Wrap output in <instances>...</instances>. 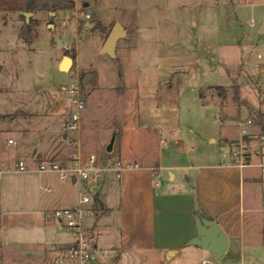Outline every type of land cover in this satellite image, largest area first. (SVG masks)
<instances>
[{"label":"rangeland","instance_id":"1","mask_svg":"<svg viewBox=\"0 0 264 264\" xmlns=\"http://www.w3.org/2000/svg\"><path fill=\"white\" fill-rule=\"evenodd\" d=\"M77 2L95 11L105 23L119 21L129 29L128 35L120 37L116 57L101 51L99 27L77 29L71 10L67 15L60 12L55 26L43 24L31 49L20 38L13 14L6 23L0 21V113L10 114L0 120V146L9 141L8 137L28 135L21 128L29 125L35 136L43 132L59 137L65 132L76 135L75 130L68 128L73 104L64 85L75 77L82 81L86 73L94 70L100 76V91H96L98 82L94 75L83 88L86 106L82 116V123L86 120L84 127H99V138L88 141L87 152L96 153L99 174L72 185L76 197L87 189L91 202L100 205L94 195L100 190L97 180H103L107 172H111L114 181L118 178L115 161L120 158V133L110 126L113 116L128 114L133 120L140 118L150 124V139L163 150L165 163L156 178L164 181L170 177V170L178 175V165L187 162L194 152L211 150L214 145L210 138L218 139L225 126L238 130L233 120L247 114L242 105H258L264 85V1ZM36 16L39 23L43 21L42 13ZM75 16L86 18L79 10ZM75 48L79 67L74 62L69 72L61 70L60 55L63 51L74 52ZM234 80L239 83V100L234 98ZM121 86H128L129 91ZM19 108L34 114H15ZM47 125V131L41 129ZM161 132L167 134L166 143L160 141ZM113 136L109 164L103 165L102 158ZM13 147L20 149V143ZM106 184L101 189H109ZM114 187L115 184L110 186L113 193ZM253 193L264 241L263 180H259ZM14 255L11 262L5 259V263L22 264ZM253 256L247 250L244 264H264V258L257 262Z\"/></svg>","mask_w":264,"mask_h":264},{"label":"crops","instance_id":"2","mask_svg":"<svg viewBox=\"0 0 264 264\" xmlns=\"http://www.w3.org/2000/svg\"><path fill=\"white\" fill-rule=\"evenodd\" d=\"M74 1L75 8L71 10L74 13L70 16L75 17L78 30L79 19L83 17L75 16L77 10L80 13L89 12L92 18H99L111 30L115 21L105 23L95 11ZM54 12H32L31 16L36 18L37 14L42 13L43 21L36 27L38 32L43 24L55 26L57 15L60 12L67 15L68 10ZM12 14L18 23L20 36L23 19L19 12L9 13L6 21H0L6 23ZM84 19L87 21L91 18ZM126 31L128 35L129 29L126 28ZM106 37L102 32V52ZM35 41L28 44L29 48L34 47ZM119 41L120 38L117 40L116 55ZM64 54L68 53L63 51L59 63ZM77 60L75 56L76 65ZM94 76L97 78L98 92L102 83L96 71ZM120 88L129 91L128 86ZM241 107L246 109L247 114L251 112L249 106ZM17 112L24 116L34 114L23 108L17 109ZM113 117L110 126L120 133V159L138 165L124 168L115 181L111 172H107L103 180L99 178L97 186H100V190L94 195L100 205L91 200L85 205L93 209L92 214L85 215L84 224L91 228L94 243L111 248L114 253L101 264H244L247 250L254 254L253 260L263 262V233L259 231L258 208L254 205L253 192L259 180L264 183V177L256 164L240 171L236 166L224 163L227 159L224 155L226 142L236 137L239 129L233 131L230 126H225L218 139L210 138L214 145L211 150L194 152L187 162L178 165V175L170 170V177L161 181L156 177L165 167L163 150H159L150 139V124L140 118L133 120L128 114ZM241 117L239 115L233 120L234 123ZM14 120L18 118L14 117ZM85 121L76 135L65 132L60 137L49 132L31 135L33 127L24 126L21 129L27 130L28 135L19 134L15 139L8 137V140L12 138L14 141L4 142L0 146V264H6L5 259L11 262L12 254H15L14 258L17 254L15 260L22 261V264H53L56 252L76 241V233L52 212L61 205L79 202L81 194L79 192L77 197L73 195L72 185L80 180L62 178L53 170H39L38 164L44 159L53 158L62 165H69L74 139L80 141V152L85 161L90 150L89 140L99 138V127L94 124L84 127ZM225 123L230 125L229 121ZM48 126L41 129L47 131ZM162 133L167 136L166 132H161L160 136ZM16 142L20 143V149L13 147ZM20 159L28 163L27 170L16 168ZM157 180L159 184H156ZM103 183H107L109 189H101ZM113 184L114 193L110 189ZM196 211L204 217L212 216L226 232L228 243L222 256L217 257L208 247L191 242L198 234Z\"/></svg>","mask_w":264,"mask_h":264},{"label":"built area","instance_id":"3","mask_svg":"<svg viewBox=\"0 0 264 264\" xmlns=\"http://www.w3.org/2000/svg\"><path fill=\"white\" fill-rule=\"evenodd\" d=\"M86 18H91L89 12H84ZM64 89L70 96L73 108L71 109L68 128L79 132L82 129V115L86 106V100L83 96L82 81L79 77L71 79ZM251 112L235 123L239 127L238 135L226 142L227 150L224 152L226 160L224 163L236 166L240 171L246 167L256 164L264 177V85L259 92V103ZM9 138V142H13ZM161 142L166 143V135L161 134ZM73 149L70 151V164L62 165L53 158L42 160L38 164L39 170L57 171L62 178L67 176L74 177L84 182L99 174V167L96 166L97 155L94 152L88 154L87 159L83 161L80 150V141L73 140ZM255 160V161H254ZM137 166L138 163L123 161L118 158L115 161V171L120 176L124 168ZM18 170H27L28 163L25 160H18L16 163ZM159 184V180L156 181ZM91 200V193L85 189L81 191L80 200L75 205H61L53 210V215L71 231L76 233V241L56 252V258L53 264H101L111 258L114 253L111 248L98 246L93 241L91 228L84 224L86 214H92L93 209L88 208L87 202ZM208 262V260H204Z\"/></svg>","mask_w":264,"mask_h":264},{"label":"water","instance_id":"4","mask_svg":"<svg viewBox=\"0 0 264 264\" xmlns=\"http://www.w3.org/2000/svg\"><path fill=\"white\" fill-rule=\"evenodd\" d=\"M26 16V19L29 20L30 16L32 15L31 11H23ZM51 14H54V11H50ZM56 18V16H54ZM88 27H93L94 24L87 20L85 23ZM264 28V24L262 26ZM261 28V29H262ZM127 31L123 24L119 21H116L115 24L112 26L111 30L109 31L104 45L103 51L109 53L112 56L116 55V45L117 40L121 37L126 35ZM74 63V57L69 54H64L60 63L59 68L63 71H69ZM91 73H86L82 79V83L85 85L87 80L91 77ZM115 136L112 137L111 141L107 145L106 153L102 158V164L107 165L108 158L110 155V151L113 149ZM198 223V234L195 236L191 242L198 243L205 247H208L217 257L222 256L224 253L227 243H228V236L226 232L223 230L222 226L217 223L212 216H202V214L198 215L197 218Z\"/></svg>","mask_w":264,"mask_h":264},{"label":"trees","instance_id":"5","mask_svg":"<svg viewBox=\"0 0 264 264\" xmlns=\"http://www.w3.org/2000/svg\"><path fill=\"white\" fill-rule=\"evenodd\" d=\"M75 8V1L74 0H0V20H7V16L9 13L12 12H19L20 16L23 19V24L20 28V36L21 38L27 42L28 44H32L33 41L38 37L39 32L36 29L39 21L36 17L30 16L29 20L26 19L25 14L23 11H58V10H73ZM90 21L94 24L93 27H99L103 33L107 36L109 33V28H107L102 21L97 18L93 17ZM86 19L80 18L79 19V29H81L85 25ZM66 53L72 55L74 58L76 56V52H69ZM116 57V55H115ZM3 65L0 61V70L2 69ZM95 75V72L92 71ZM121 74V73H120ZM84 75V74H83ZM233 86L235 87L234 98L239 100V83L237 80H234ZM221 86L218 85V88ZM82 88H85V85L82 83ZM248 106L251 110H256L255 107L248 103ZM18 112L16 111L15 114ZM10 114L0 113V120L5 119ZM264 130V125L262 126ZM197 215H200L199 211H196Z\"/></svg>","mask_w":264,"mask_h":264}]
</instances>
